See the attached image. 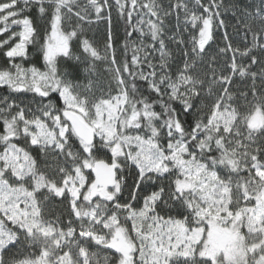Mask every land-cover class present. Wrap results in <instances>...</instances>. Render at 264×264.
<instances>
[{"label":"snow or ice","instance_id":"obj_1","mask_svg":"<svg viewBox=\"0 0 264 264\" xmlns=\"http://www.w3.org/2000/svg\"><path fill=\"white\" fill-rule=\"evenodd\" d=\"M222 6L0 0V264H264V58L252 54L264 31L243 49L225 31L224 70L208 80L192 71L225 28ZM113 13L132 52L122 62ZM242 13L264 24V0ZM101 21L103 53L86 35ZM166 39L185 57L175 73ZM96 61L108 62L114 92L78 82ZM237 76L252 82L243 108L230 91ZM50 153L63 158L52 175L37 158ZM52 197L66 220L47 217Z\"/></svg>","mask_w":264,"mask_h":264},{"label":"trees","instance_id":"obj_2","mask_svg":"<svg viewBox=\"0 0 264 264\" xmlns=\"http://www.w3.org/2000/svg\"><path fill=\"white\" fill-rule=\"evenodd\" d=\"M83 3L84 0H81ZM260 0H223V6L221 8L222 18L225 21V28L218 29L215 32L214 41L206 49V53L203 55L202 59L196 61V67L192 70L195 75L201 76L205 80L211 78L213 69L217 73L224 70L223 66L226 62V57L219 53V48L224 47L226 41L224 40V32L228 34V41H230L233 47H239L243 49L244 47L252 46V32L264 31V24L258 19H251L243 15L242 9L249 8L253 5H259ZM113 35H114V46L116 48V58L118 62H122L124 59H131L132 52L129 49L127 53L123 48L124 43V25L123 21H117L115 18V13H113ZM171 24L174 25L175 21L173 18H169ZM34 23L38 29L43 32L45 22L43 20L36 19L34 17ZM7 34H5L6 36ZM86 35L90 41L98 48L99 51L103 53L105 48V41L107 39V25L105 22L101 21L98 24H93L91 26H86ZM185 40L188 38V33H183ZM4 37L0 36V40ZM75 43V42H74ZM166 44L169 51L172 53L173 59L170 61L172 65L173 73L177 67L182 66V62L185 59L183 52L181 51V45L166 39ZM76 54L80 55V51L76 50ZM256 55L257 60L264 58V50L259 48L253 49V53ZM215 58V59H213ZM30 59L39 66L42 67V62L38 59V51L30 48ZM5 57L0 50V68L4 67ZM248 59L245 58V63H248ZM95 70L92 73H86L83 67L79 69L78 82L82 86L91 85V94L95 96L106 95L108 92L115 89V84L112 79V74L107 70V61H96ZM27 66V64H26ZM252 70L259 72L261 70V65L257 63L252 66ZM256 88L259 92L264 90V85L260 83L259 77H257ZM252 82L248 78L234 77L233 83L230 87V91L234 94V104L243 108L244 105L251 101ZM247 92L248 95L245 98L242 94ZM4 89H0V95H4ZM26 102H27V98ZM36 153L34 152V155ZM38 161L42 165V170L46 171L50 175L56 172L57 167L63 163L62 157H57L56 153H50L47 157L38 156ZM131 182V177H129V183ZM68 206L66 203H61L58 198L52 197L47 202L46 215L50 219H56L59 217L61 220H66L68 217ZM91 251L97 254L101 259L105 257L111 259L108 250L102 249L99 246H91Z\"/></svg>","mask_w":264,"mask_h":264},{"label":"rangeland","instance_id":"obj_3","mask_svg":"<svg viewBox=\"0 0 264 264\" xmlns=\"http://www.w3.org/2000/svg\"><path fill=\"white\" fill-rule=\"evenodd\" d=\"M165 2H167V0H165ZM98 258L101 259L99 256H98ZM101 260H103V259H101Z\"/></svg>","mask_w":264,"mask_h":264}]
</instances>
